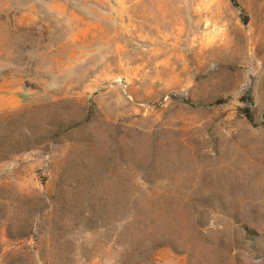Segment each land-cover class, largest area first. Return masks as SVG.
<instances>
[{"label":"rangeland","instance_id":"1","mask_svg":"<svg viewBox=\"0 0 264 264\" xmlns=\"http://www.w3.org/2000/svg\"><path fill=\"white\" fill-rule=\"evenodd\" d=\"M0 264H264V0H0Z\"/></svg>","mask_w":264,"mask_h":264}]
</instances>
